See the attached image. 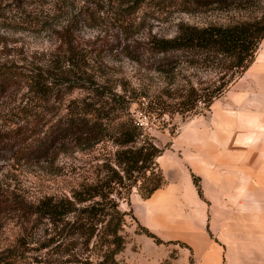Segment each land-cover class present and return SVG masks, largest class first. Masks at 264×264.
Returning a JSON list of instances; mask_svg holds the SVG:
<instances>
[{
    "label": "rangeland",
    "instance_id": "rangeland-1",
    "mask_svg": "<svg viewBox=\"0 0 264 264\" xmlns=\"http://www.w3.org/2000/svg\"><path fill=\"white\" fill-rule=\"evenodd\" d=\"M248 11L214 5L199 10L185 0H0V66L21 74L0 92V198L31 201L45 195L67 194L79 183L101 179L109 172L108 166H115L117 145L107 137L92 145L59 143L46 152L36 146L49 120L62 114L69 100L99 101L97 93L101 92L122 96L116 93L107 98L106 104L113 107L112 120L124 117L126 110L142 120L143 135L161 147L160 153L166 156L165 175L160 168L164 181L166 177L173 179L177 169L170 164L176 152L172 142L182 123L191 118L196 122L208 116L220 117L221 95L232 82L203 112H179L177 103H173L175 98L164 93L169 86L167 76L146 66L147 56H162L149 50L147 40L173 35L180 22H226ZM68 18L71 30L66 43L61 41L60 31ZM65 60V74L70 79L53 81L49 74ZM219 70L214 64L180 62L177 77L172 80H189L200 86L216 79ZM197 124L204 127L201 122ZM115 187L119 193L113 191V197L119 194V206L129 211V194L134 186L129 193L125 187ZM7 206L0 207V250L17 244L25 221ZM124 218L128 245L135 248L130 236L139 232L137 224L129 212ZM31 221L25 222L26 232L32 231ZM44 222L40 221L39 229L30 233L21 252L12 259L14 264H50L45 260L51 257L39 249L37 241ZM159 243L171 247L167 256L174 254V246L181 245L174 240ZM91 254L90 261L84 264H95V254Z\"/></svg>",
    "mask_w": 264,
    "mask_h": 264
},
{
    "label": "trees",
    "instance_id": "trees-1",
    "mask_svg": "<svg viewBox=\"0 0 264 264\" xmlns=\"http://www.w3.org/2000/svg\"><path fill=\"white\" fill-rule=\"evenodd\" d=\"M185 1L199 10L211 5L249 9L246 15L226 22L200 25L180 22L173 35L153 36L147 40L151 52L162 54L147 56L146 66L167 76L169 86L164 93L175 98L173 103H177V111L193 109L196 113L207 109L213 99L252 61L258 42L264 35V0ZM125 2L127 0H120V3ZM69 30L70 18L61 27L62 42L69 43ZM66 48L69 49L70 45ZM180 62L195 66L214 64L220 67L221 73L216 79L200 86L189 80L180 82L177 79L173 83ZM65 63L68 62L65 60L51 71L49 77L53 81L67 82L70 79L65 74ZM20 75L17 70L0 66V92ZM116 93H97L100 95L99 101L71 99L65 105L64 112L49 120L42 130L36 139V146L44 152L59 143L84 146L104 137L110 138L117 145L113 158L115 166H108L109 172L101 179L79 183L70 188L67 194L45 195L31 201L22 197L10 201L0 198V207L8 205L6 208L16 211L25 220L16 238L17 244L0 250V264H14L12 259L21 252L22 245L28 241L34 228L39 229L40 221H45V225L37 240L38 247L51 257V260H45L50 264H84L90 261L91 253L95 254V264H125L123 259L116 258V253L127 242L124 230V215L127 212L135 220L139 232L150 236L156 243L164 241L141 225L129 209L127 211L119 206V194L117 198L112 195L113 191L119 193L115 187L117 185L125 187L127 193L134 186L142 197H146L164 183L155 160L162 148L143 135L142 120L131 116L128 110L124 117L112 120L113 107L106 103L107 98ZM116 95L122 97L118 93ZM137 140L141 142L136 143ZM190 175L198 194H201L198 176L192 172ZM28 219H32L31 232L25 230Z\"/></svg>",
    "mask_w": 264,
    "mask_h": 264
},
{
    "label": "crops",
    "instance_id": "crops-1",
    "mask_svg": "<svg viewBox=\"0 0 264 264\" xmlns=\"http://www.w3.org/2000/svg\"><path fill=\"white\" fill-rule=\"evenodd\" d=\"M221 96L220 117L191 118L173 138L174 178L165 176L146 197L129 194L141 225L181 245L167 256L170 246L133 232L136 247L127 241L117 257L129 264H264V35ZM165 157H156L164 175Z\"/></svg>",
    "mask_w": 264,
    "mask_h": 264
}]
</instances>
